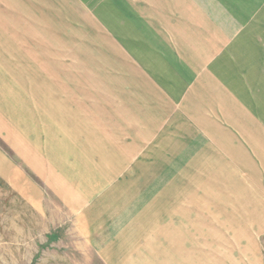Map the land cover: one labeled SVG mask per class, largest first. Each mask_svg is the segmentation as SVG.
<instances>
[{"label":"rangeland","instance_id":"374dc122","mask_svg":"<svg viewBox=\"0 0 264 264\" xmlns=\"http://www.w3.org/2000/svg\"><path fill=\"white\" fill-rule=\"evenodd\" d=\"M25 107L94 112L114 198L76 227L0 180V264H136L264 220V0H0V112Z\"/></svg>","mask_w":264,"mask_h":264},{"label":"crops","instance_id":"0c3cea01","mask_svg":"<svg viewBox=\"0 0 264 264\" xmlns=\"http://www.w3.org/2000/svg\"><path fill=\"white\" fill-rule=\"evenodd\" d=\"M37 111L32 114L25 107L20 118L0 112V180L40 214L47 210L48 196L56 198L79 227L81 216L114 198L108 187L115 179L96 162L93 118H89V112L90 116L94 112L79 108L66 111L70 115L62 108ZM220 229L216 236L202 238L193 253L185 238H168L165 249L164 243L155 240L156 246L151 252L143 251L136 264H264V220L226 222ZM111 240L123 245L120 252L125 255L132 246L145 242L127 236Z\"/></svg>","mask_w":264,"mask_h":264}]
</instances>
